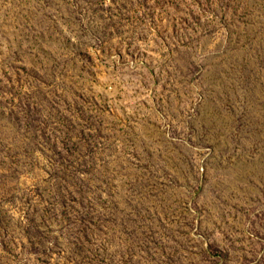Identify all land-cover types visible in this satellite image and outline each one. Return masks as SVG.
<instances>
[{
	"label": "rangeland",
	"instance_id": "obj_1",
	"mask_svg": "<svg viewBox=\"0 0 264 264\" xmlns=\"http://www.w3.org/2000/svg\"><path fill=\"white\" fill-rule=\"evenodd\" d=\"M0 264H264V0H0Z\"/></svg>",
	"mask_w": 264,
	"mask_h": 264
}]
</instances>
